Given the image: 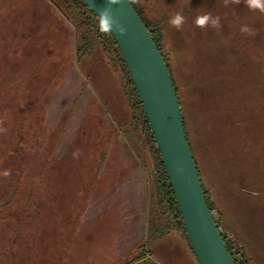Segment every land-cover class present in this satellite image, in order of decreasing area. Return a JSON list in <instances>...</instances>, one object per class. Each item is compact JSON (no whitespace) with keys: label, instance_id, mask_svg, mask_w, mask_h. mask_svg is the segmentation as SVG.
Segmentation results:
<instances>
[{"label":"rangeland","instance_id":"rangeland-1","mask_svg":"<svg viewBox=\"0 0 264 264\" xmlns=\"http://www.w3.org/2000/svg\"><path fill=\"white\" fill-rule=\"evenodd\" d=\"M141 4L162 27L213 215L240 259L264 264V14L243 0ZM47 5L0 0V173H11L0 175V264H122L145 242L123 240L128 227L114 225L119 205L108 192L134 165L131 151L149 174L150 148L132 126L121 67L99 46L78 63L75 26L58 15L57 35L40 20L57 9ZM209 12L222 29L195 25ZM177 13L181 30L169 24ZM159 244L151 243L153 255Z\"/></svg>","mask_w":264,"mask_h":264},{"label":"water","instance_id":"water-1","mask_svg":"<svg viewBox=\"0 0 264 264\" xmlns=\"http://www.w3.org/2000/svg\"><path fill=\"white\" fill-rule=\"evenodd\" d=\"M81 1L97 16L111 7L114 18L127 30L126 35L115 31L112 35L143 105L198 263L235 264L208 207L172 77L149 29L127 0L118 5L107 0Z\"/></svg>","mask_w":264,"mask_h":264},{"label":"trees","instance_id":"trees-1","mask_svg":"<svg viewBox=\"0 0 264 264\" xmlns=\"http://www.w3.org/2000/svg\"><path fill=\"white\" fill-rule=\"evenodd\" d=\"M59 12L68 19L76 29V53H77V61L78 63L82 62L87 56H90L94 49L99 46L112 57L113 61L116 65L121 67L123 74L125 75V79L127 81V86L129 88V94L131 96V108L133 110L135 121L133 122L132 126L134 130L138 132L139 127L141 128L142 134L145 136L147 144L149 145V150L152 155L153 167L149 169V184H150V204H149V223H148V241L138 246V250H140L141 255L136 258H132L127 262L122 264H137L141 260L146 257V254L151 253L150 245L154 241L162 238L165 234L169 232L171 228L176 229L182 233H184L187 237V233L185 230L184 222L182 219V215L180 212L179 205L177 203V199L166 170V167L163 163L160 151L157 147L154 135L152 133V129L150 127L149 121L145 114L143 105L135 88L134 82L128 70L126 61L122 55L120 48L116 40L114 39L113 35H108L101 33L98 27V19L99 17L81 0H49ZM61 2V3H60ZM143 0H139V3H131L134 9L137 11L141 19L144 21L146 27L149 29L151 36L158 47L159 51L161 52L163 59L170 71L172 81L174 84V88L179 100V103L182 108L185 131L187 135V140L189 142L192 154L194 156V160L198 167L200 177L201 172L195 157L190 138L187 128V123L185 120V115L183 112L182 102L179 96L178 88L168 61L167 56L164 54L162 49V42H163V31L160 24L156 21H150L146 19L143 15L142 11V3ZM124 127L121 126L120 129ZM124 137L128 144L132 147L133 142V132L125 131ZM147 145V146H148ZM202 181V177H201ZM203 191L207 200L208 207L213 214L215 210V205H213L208 197V192L204 183L202 181ZM213 218L220 229L221 236L226 244L229 254L233 259L235 264H248V261L244 258H239L238 253L234 251L232 245L229 243L227 239V235L222 230V220L219 218L217 220L214 215ZM188 239V237H187ZM189 242V239H188ZM190 244V242H189ZM191 246V245H190ZM147 248V251L144 250ZM193 251V250H192ZM147 252V253H146ZM197 260V259H196ZM198 262V261H197Z\"/></svg>","mask_w":264,"mask_h":264},{"label":"crops","instance_id":"crops-1","mask_svg":"<svg viewBox=\"0 0 264 264\" xmlns=\"http://www.w3.org/2000/svg\"><path fill=\"white\" fill-rule=\"evenodd\" d=\"M43 1L48 4L47 9L51 12V2L49 0ZM32 5L33 4H31V20H35L37 14V10L35 9L37 7L33 8ZM41 13L42 15H40V20L50 26L52 25L53 30L56 32V34H59V36H61V25H56L55 22L59 19L58 15H62L59 10L56 9L55 13L52 14H56L53 16L54 19L48 18L49 16H52L49 12V14L46 12ZM50 20H53L55 23L51 24ZM125 144L129 147L127 141ZM132 153L133 152L131 151L129 156H132L131 158L134 165H130L131 170H127L128 172L122 173L123 179L112 190H110L108 194L113 196L114 204L119 205V208L117 209L118 217H116L114 225L116 223L119 231H122V226L128 227L127 229H125V237H123V234L119 233V231L117 232L118 237H123V240H125L126 236L131 235V239H135L136 243H146L148 241V223L150 209L149 174L148 171L140 165L139 159H135V154L132 155ZM135 165H140L142 168L138 166L136 167ZM134 166L136 168H134ZM116 172L117 171H115V174ZM159 240L160 244L157 245L158 255L147 253L146 257L137 264H199L184 233L171 228L169 232ZM145 250H147V248H145ZM179 254L181 255L180 257L178 256Z\"/></svg>","mask_w":264,"mask_h":264},{"label":"clouds","instance_id":"clouds-1","mask_svg":"<svg viewBox=\"0 0 264 264\" xmlns=\"http://www.w3.org/2000/svg\"><path fill=\"white\" fill-rule=\"evenodd\" d=\"M124 0H107L109 5H118L122 4ZM128 3H139V0H127ZM242 0H224V5L227 7L229 4L239 5ZM243 2L247 5L250 11H259L264 14V0H243ZM98 27L101 33L112 35L115 32H118L121 36L126 35L127 30L124 28L120 22L114 18L111 7H106L98 15ZM185 23V17L179 13L174 15L170 20L169 24L175 27L177 30H181ZM195 25L201 29H206L209 26L214 29H222L223 25L220 23V18L213 17L211 12L197 16L195 20ZM242 33H246L248 35H256L254 30L244 26L241 28ZM7 129L0 126V133H6ZM179 171H183L180 169ZM10 171L6 170L0 175L4 177L10 176Z\"/></svg>","mask_w":264,"mask_h":264}]
</instances>
